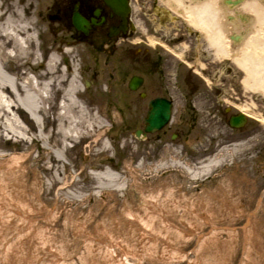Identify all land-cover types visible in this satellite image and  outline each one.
I'll use <instances>...</instances> for the list:
<instances>
[{"label":"rangeland","instance_id":"obj_1","mask_svg":"<svg viewBox=\"0 0 264 264\" xmlns=\"http://www.w3.org/2000/svg\"><path fill=\"white\" fill-rule=\"evenodd\" d=\"M52 1L34 6L48 44H80L84 100L94 101L107 119L114 114L115 127L111 138L102 137L105 151L98 155L85 140L71 142L58 153V169L32 167L25 183L16 173H0V264H264V123L256 121L258 134L240 146L226 127L216 133L205 123L188 137L135 136L142 125L137 93L117 77L112 90L106 78L95 79L92 44L47 15L59 14ZM106 71L111 67L104 77ZM242 88L250 110L263 112L262 92ZM5 146L0 152L18 147L14 141ZM43 147L34 146L32 157L46 154ZM212 157L214 165L201 171V162ZM106 169L112 180L96 177Z\"/></svg>","mask_w":264,"mask_h":264},{"label":"bare ground","instance_id":"obj_2","mask_svg":"<svg viewBox=\"0 0 264 264\" xmlns=\"http://www.w3.org/2000/svg\"><path fill=\"white\" fill-rule=\"evenodd\" d=\"M35 1L0 0V148L14 141L16 149L22 151L17 153L13 148L10 154L0 152V173H16L24 183L32 167L41 171L58 169V153L67 152L68 143L75 146L85 140L86 149L94 150V154L105 151L102 137H112L116 117L110 113L107 119L94 101L84 100L85 90L79 87L77 74L80 44L73 39L48 44L46 30L41 29L35 17ZM160 1L174 10L181 6L182 16H194L195 23L201 26L213 23L216 30H210L208 42L217 53L227 56L232 42L228 36L238 35L233 61L244 74L241 83L264 95V3L242 0L241 6L230 9L219 0H189V5L182 0ZM231 11L235 14L228 20L226 15ZM222 13L224 21L220 24L225 31L217 29L215 22L216 15ZM48 26L54 32L53 25ZM241 109L251 113L248 108ZM102 116L111 123H104ZM40 143L46 154L32 157L33 147ZM97 145L99 149L95 151ZM215 162L214 157L202 161L200 170H209ZM96 177L112 180L108 169ZM1 190L3 195L5 188ZM249 215L246 223L251 221Z\"/></svg>","mask_w":264,"mask_h":264},{"label":"flooded vegetation","instance_id":"obj_3","mask_svg":"<svg viewBox=\"0 0 264 264\" xmlns=\"http://www.w3.org/2000/svg\"><path fill=\"white\" fill-rule=\"evenodd\" d=\"M54 1L60 7L58 20L62 26H71L75 14L89 26L82 39L92 44L98 62V69L95 67L93 72L95 79L110 66L112 71H106L104 77L109 86H115L116 77L123 86H138L134 92L141 104L142 128L152 102L158 101L160 113L168 107L166 124L146 133L144 138L152 135L155 139L163 138L168 132L171 137L192 136L194 131L199 132L197 123L218 130L226 127V133L235 135L231 139L235 142L238 139L241 145L246 144L252 133L258 134L256 121L264 123V110L253 114V110L250 113L241 109L250 107L243 98L246 96L241 83L244 74L233 61L237 56L233 47L238 35L228 36L232 42L225 56L208 42L210 30H216L213 23L201 26L195 23L194 16H182L183 9L174 10L163 4L164 10L162 3L156 12L159 0ZM222 16L216 15L215 22L217 29L225 31L220 24L224 21ZM227 76L230 81L226 80ZM239 113L242 114L239 121L243 123L232 128L231 117ZM188 122H191L189 127ZM261 140L259 147L264 152V137Z\"/></svg>","mask_w":264,"mask_h":264},{"label":"water","instance_id":"obj_4","mask_svg":"<svg viewBox=\"0 0 264 264\" xmlns=\"http://www.w3.org/2000/svg\"><path fill=\"white\" fill-rule=\"evenodd\" d=\"M74 24L77 29H81L83 31L86 30V26L82 20L77 18V16L74 19ZM132 88H135L136 86H131ZM151 110L148 115V118L146 120V126L145 130H153L159 128L161 125H163L167 119H168V109L166 112L160 113L157 108L159 107L158 101L152 102ZM239 121V117H233L232 123L237 124Z\"/></svg>","mask_w":264,"mask_h":264}]
</instances>
